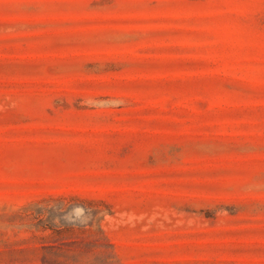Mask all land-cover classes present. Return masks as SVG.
I'll list each match as a JSON object with an SVG mask.
<instances>
[{"label": "rangeland", "instance_id": "1", "mask_svg": "<svg viewBox=\"0 0 264 264\" xmlns=\"http://www.w3.org/2000/svg\"><path fill=\"white\" fill-rule=\"evenodd\" d=\"M0 264H264V0H0Z\"/></svg>", "mask_w": 264, "mask_h": 264}]
</instances>
